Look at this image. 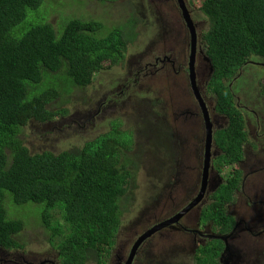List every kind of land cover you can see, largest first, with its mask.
Wrapping results in <instances>:
<instances>
[{
	"label": "trees",
	"instance_id": "obj_1",
	"mask_svg": "<svg viewBox=\"0 0 264 264\" xmlns=\"http://www.w3.org/2000/svg\"><path fill=\"white\" fill-rule=\"evenodd\" d=\"M189 1L206 17L204 51L212 69L208 89L217 97L216 110L230 119V126L216 133L224 153L218 158L221 166H216L222 182L214 194L222 231L227 232L234 218L223 203L237 200L243 176L239 163L251 139L226 81L251 59H264V0ZM42 3L0 0V248L19 253L28 246L17 239L24 222L9 215V199L15 205L39 204L46 226L52 220L65 226L55 217L59 213L66 230L53 226L52 238L65 231L57 246L61 264H107L121 225L120 200L128 190L130 171L137 169L128 156L131 134L111 122L110 131L56 154H31L20 135L30 120L44 124L69 113L62 106L50 108L63 97L55 77L44 83L50 74L63 71L62 82L85 87L101 70L125 60L137 33L126 35L115 26L104 35L101 22L82 18L69 19L60 30L49 22L16 30L27 10ZM260 85L264 91V79ZM235 162L239 168L225 175L224 167ZM221 250L212 241L196 250L190 264H222Z\"/></svg>",
	"mask_w": 264,
	"mask_h": 264
},
{
	"label": "rangeland",
	"instance_id": "obj_2",
	"mask_svg": "<svg viewBox=\"0 0 264 264\" xmlns=\"http://www.w3.org/2000/svg\"><path fill=\"white\" fill-rule=\"evenodd\" d=\"M142 1L143 0H43V3L37 9H28L25 19L16 26V30H19L21 27L30 24L34 25L49 22L56 28V30H60L69 19L82 18L94 19L101 22L103 28L100 31L104 35L115 26H121L126 35L131 33L136 35L137 33V36L133 38L132 45H129V48H126L125 60L123 62H118L110 69L101 70L98 73V76L96 75V78H93L91 83L85 87H78L71 85L70 83L62 82V76L64 75L63 71L50 74L49 77L45 79L44 83L51 80L50 77H55L59 82V97L63 96L50 108L53 110H56L58 106L67 108L69 113L64 117L69 116V118H57L49 125H39L35 122H30L32 121L30 120L24 125L25 129H23L20 135V139L24 142L26 147L29 148L31 154L43 150L56 154L60 151L80 147L84 141L95 137L100 131L105 132L110 130L112 127L111 122L117 124L120 129L127 134H131L133 141L131 148L133 149L128 152V156L134 159V165L143 166V168L140 167L138 171H135L134 187L131 190L129 200L120 202V210L122 211V221L129 226L132 233L140 232L143 229V219L151 214L150 212L146 213V211H148V204L158 197L161 192L162 194H165V191L166 195H168V190L175 193L171 183L172 180L173 182L175 180L177 181V177L180 176L182 180L186 182L190 178L194 179L196 176L198 160L195 161L189 159L187 154V149H190L189 143L191 144L194 142V135L189 139L188 134V144L185 147L181 146L180 140L175 136V134L184 132H190L193 134V131L197 132L196 127L194 124L173 126V121L165 124L161 123V121H157V118L159 117H156L157 111H154L153 109L156 101L164 95L169 97L170 94L173 93V90L176 94L170 98L171 101H173L174 97L180 92L185 101L187 93H191L192 86H194V89H196L197 92L202 91L201 93L203 94L211 95V91L206 85L205 78L200 84H192L189 80L187 69L183 66L180 67L176 65L170 67L168 78L170 81L177 80L178 85L173 86L164 83L160 85L159 81H155L151 85L152 87L158 88L159 85L161 87L168 85L169 89L167 91L157 90L136 96L135 100L132 98L133 102L131 103V106L118 107V104L126 100L124 99V96L128 94V97H131L133 95L131 90L134 85H146L150 82L147 79L140 78L142 75L124 74V69L133 57L129 52H135L140 48L141 52L138 56L145 60H149L151 63V61L154 60V51H157V44L160 42L162 43L160 44V48L163 46V42L161 41L165 34L157 33V29L159 30V21L158 18L151 16V14L155 13L158 15L155 10V5L163 10L162 7L168 6L170 0H151L152 3H150V5L154 6V8L149 9L150 11H147L148 8H146L148 0H145L143 6ZM171 4L172 2L170 5ZM143 12H145V14ZM163 14L166 17L167 11H164ZM134 19L137 20L136 23H133ZM192 19L194 23L198 25V29L202 31L206 30L205 26L201 23L204 16L198 10L192 11ZM186 56L187 49L186 46L183 45L179 52L181 61H185ZM120 64H123L122 67ZM138 66L139 64L135 66V69H137ZM245 69V77L246 80H248L247 84L250 88L252 86L253 92H258L261 87L258 83L264 79V59H253L251 64ZM196 72L197 71H195V75ZM118 73L124 75L117 76ZM106 77L116 81V83H113L116 84V89H112L115 91L113 93L114 95H119V92L123 89L127 91L117 103H115V101L111 102V105L117 106V108L114 107L113 109H108L107 105L109 103L102 104L104 101V95L103 90L100 88L103 83L100 80ZM127 77H131V79L122 82V80ZM226 83L229 84L232 91L231 95L234 98L235 96L242 97L244 95L243 91H239L236 95L233 94L238 88L236 75L228 79ZM126 86L128 87L124 88ZM145 114H150L152 122L144 120ZM89 116H91V122H89ZM163 125L168 126L172 133H174L171 135L175 136L177 147L185 156L182 168L180 163L177 168H172V165L170 164V150L166 149L165 146H159L160 137L158 134V126ZM222 126L223 128H228L230 126V120L228 123L223 121ZM150 127H152V129ZM91 132L94 133L91 134ZM247 157L246 161L249 159L257 161L259 154L258 152L247 153ZM218 162H220V159L218 158L215 162L212 161V165L215 169L216 166H221ZM235 167L239 168L237 165L224 167V174L227 175L229 170ZM179 170L180 172L178 174ZM251 175H253V173H251ZM255 177L258 176L255 175ZM144 178H147V180H143ZM175 184H177V182H175ZM166 185L168 189L165 190ZM182 186L183 184L181 183L177 184L178 189L184 191ZM245 187L248 188L249 185L247 184ZM253 190H256V187H253ZM142 202H144L143 205L145 206V209H143V207L137 209V206ZM231 205L232 204L229 206V210L233 217L234 209ZM259 205V203H252L242 198L241 206L237 210L239 213H247L254 211ZM6 207L10 216L19 217L24 222L23 229L17 235V239L24 240L25 245H28L23 253L29 256H37L39 259L49 257L48 259L57 260V262L61 264V256H59L57 246L64 239L65 231L62 232V234H64L62 237L61 235H58L52 238L53 226L57 227L59 232L62 231L61 227L66 230V223L60 218L61 216H59V213L57 212L58 215H55V217H57L59 222L65 226H60L55 220H52L51 225L46 226L39 213L40 209H42L39 204H29V206L15 205L7 199ZM137 212H140L143 216L139 215ZM174 212L175 211H170V214ZM188 213H182L179 217ZM53 215L54 214H52V216ZM133 216L137 217L128 220ZM232 230L233 227L230 229V233ZM179 240L180 239H178V243ZM254 242L255 244H259L260 248L256 251L252 264H264V235L260 239H256ZM167 245L170 246V243L150 246L148 247L147 252L141 249L138 253V258H140L139 260L143 263L141 262L139 264H162V262L163 264H166L168 260H176L172 264L191 263L193 258L190 259V255L185 257L174 247H172L173 249L169 253L165 254ZM13 255V252H10L5 255V258L10 259ZM107 257L106 263L112 264L109 255H107ZM90 264H96V262Z\"/></svg>",
	"mask_w": 264,
	"mask_h": 264
},
{
	"label": "flooded vegetation",
	"instance_id": "obj_3",
	"mask_svg": "<svg viewBox=\"0 0 264 264\" xmlns=\"http://www.w3.org/2000/svg\"><path fill=\"white\" fill-rule=\"evenodd\" d=\"M171 2L172 4L170 5ZM162 8L163 10L155 5V10L157 11L158 15L154 14L153 16L155 18H158L159 21V30L157 29V33L165 34L163 40L161 41L163 42V46L160 48V44L162 43L159 42L157 44V51H154V60H150V63L149 60H145L144 58L138 56V54L141 52L140 48H138V50H136L135 52H129L135 58L132 57L127 67L125 69L123 68L124 74L142 75L140 78L147 79L150 82L146 85H134L131 90L133 95L131 97H128V94L124 96V99L126 100L118 104L119 108L131 106V103L133 102L132 98H134L135 100L136 96L157 90L167 91L169 89L168 85H178L177 80L170 81L168 78L170 67L172 66L178 65L180 67L183 66L184 68H186L187 74L189 75V80L192 84H200L201 81L204 80V78L206 79L207 84L211 78L212 69L208 64V60L202 62V57L205 55L203 31L197 28L198 25L194 23L192 19V11L197 9L191 5L189 0H170L168 6ZM164 11H167L166 17L163 14ZM188 18L190 19V23H188L187 21ZM201 23L207 29L205 16L204 19L201 20ZM183 45H185L187 49V56L185 61H181L179 57V52ZM137 64H139V66L137 67V69H135V66ZM120 65L122 67L123 64ZM204 65H206V68L204 67ZM248 65L249 64H246L244 67H241V69L237 73L238 88L237 90H235V92H233L234 95H236V93H238L239 91H243L244 93L242 97L235 96V102L239 112L241 113L244 129L246 128L248 130L251 123H254L256 127V133L254 136H250L248 134L251 141L250 144L245 145V149L243 151L244 158L240 160L239 163L241 165V169L243 170L241 184L243 183L248 185H255L258 188L256 193H261L264 196V91L261 86V89L258 92H253L252 86L250 88V86L247 84L248 80H246L245 77V68ZM195 71H197L196 75ZM124 74L118 73L117 76H121ZM129 79H131V77L123 79L122 82ZM100 81L103 83L100 87L103 90L104 95V101L102 102V104L109 103L107 105L108 109H113L114 107L117 108V106L111 105V102L115 101V103H117L118 100L123 97V95H125L127 91L123 89L121 92H119V95H114L113 93L115 91L112 89H116V84H113L116 83V81L111 80L109 77L103 78ZM155 81H159L160 85L163 83L168 85L165 87H161L159 85L158 88L152 87L151 85ZM258 84L260 85V83ZM127 87L128 86L124 88ZM192 87L193 88L191 89V93H187V98L185 99V101L183 100L181 92L174 97L173 101H171L170 98H172L176 94V92L173 90V93H171L169 97H166L164 95L159 98L156 101L153 109L154 111H157L156 117H159L157 118V121H161V123L163 124L167 122L171 123V121H173V126L195 124L197 133L192 134L190 132H184L175 134V136L178 140H180L181 146L185 147L188 144V134L189 139L192 135H197V137L194 138V142L191 144L189 143L190 149H187L189 159L195 161L198 160V164L196 167V176L194 179L190 178L186 182H184V180H182L180 176L177 177V181L175 180L173 182L172 180L171 183L175 193L171 192L170 190L167 191L171 202L167 204L164 200V197H156L155 200L148 204V211H146V213L150 212L151 214L143 219V229L140 232L132 233L129 226L122 221L121 216V225L118 230L115 247L113 249L117 252L115 254L117 256V260L112 264H121L122 262V264H124V262L126 263L131 253L132 255L136 253L132 251V247L139 239L138 237L142 235L146 230L162 221L168 222V224L159 232L155 233L142 242L138 249V252L133 257L131 264L141 263L142 261H140V258H138L139 251L143 249L147 252L148 247L153 245L170 243V246H166L165 254L169 253L173 249L172 247H174L181 255H184L185 257H188L190 255V259H192L199 247H204L212 241H217V245H221L222 247L221 253L219 255V260L221 259V257H224L225 253L226 258L228 259V264H240L238 257H236V255L234 254L238 253L235 250V247L239 251V254L241 253V249L238 246L239 244H241L242 246H246L243 238V232L237 226H234L233 231L227 241L223 242L216 237L223 235L221 221L219 220V216L216 213V199L214 197V193L211 190L215 189L216 185L207 183L203 191L201 192V200L199 201L197 206L193 208L188 214L179 217L180 211L199 195V190L201 187L200 171L203 170V160L206 150V127L201 101L203 93H201L202 91L197 92L196 89H194V86ZM205 104L209 112L215 116V122L219 127H222L223 121L226 123L229 122L230 119L226 114L216 112L218 104L216 95L212 93L211 95H207ZM144 116L146 118H144L145 121L152 122L150 114H145ZM62 118L68 119L69 116ZM89 119V122H91V116H89ZM50 123H47V125H49ZM200 127L202 129L201 134L199 133ZM150 128L152 129V127ZM221 129L222 128H216V131L213 130L212 133V148L210 154L211 160L213 162H215L216 159L224 153L223 149L218 145L216 138L217 131ZM158 134L160 137L159 146H165L166 149L170 150V164L172 165V168H177L179 163L182 168V163L185 156L177 147L176 138L175 136H172L174 133H172L168 126L163 125L158 126ZM253 152H258V160L255 161L254 159H249L248 161H246L248 158L247 153ZM239 164L235 162L234 165L239 166ZM141 168H143V166ZM233 169L234 168H231L229 170V173ZM135 171H138V169L132 172L130 171L132 174L131 182H133V177H135ZM179 172L180 170L178 171V174ZM210 173H216V170L211 169ZM251 173H253V175H251ZM255 175H257L258 177H255ZM143 180H147V178H144ZM175 182H177V184H183L182 188H184V191L179 190ZM165 188H167V185L165 186ZM143 204L144 202L139 205L143 207V209H145V206ZM161 204L165 205V207L162 209L163 213L158 211ZM170 211L175 212L170 214ZM137 213L141 215L140 212ZM136 217L137 216H133L128 220H132ZM178 239H180L179 243ZM227 243L229 247L232 246L234 248L231 256L227 255L229 252ZM6 254H8L7 251H0V264H17L15 262H12L13 260H15V253H13V259H6ZM109 257V259H111L112 255L110 254ZM174 261L176 260H168L166 264H172ZM220 262L222 264H226L224 260H220ZM41 264L50 263L48 259H41Z\"/></svg>",
	"mask_w": 264,
	"mask_h": 264
},
{
	"label": "bare ground",
	"instance_id": "obj_4",
	"mask_svg": "<svg viewBox=\"0 0 264 264\" xmlns=\"http://www.w3.org/2000/svg\"><path fill=\"white\" fill-rule=\"evenodd\" d=\"M148 2L146 3V8H148L147 11H150L149 9L154 8V6L150 5V3H152L151 0H148ZM143 4H145V0H143L142 6H143ZM143 13L145 14V12H143ZM154 14L155 13H152L151 16H154ZM187 21H188V23H190L189 18L187 19ZM205 60H208L206 53L202 57V62H205ZM252 60L253 59H251L250 62L247 64H251ZM204 67L206 68V65H204ZM260 89H261V87L259 88V90ZM206 96H207V94H202V97H201L202 109H203V115H204L205 127H206V140H205L206 150H205L204 160H203V170L200 171L201 187L199 190V195L196 198H194L190 203H188L180 211V214L188 213L194 207L197 206V204L201 200V192L203 191V189L207 183H210L212 185H216L215 189H211L212 192L215 194L220 189L219 184L222 182V178L220 177L218 170L215 169L214 166L212 165L211 154H210V151L212 148L213 130L216 131V128H222V127H219L217 125V123L215 122V119H214L215 116L209 112V110L205 104ZM216 112H218V111L216 110ZM44 124H47V123H44ZM44 124H39V125H44ZM194 126H195V124H194ZM255 131H256L255 124L251 123V125L248 128V134L250 136H254L256 133ZM195 133H197V132L193 131V134H195ZM199 133L200 134L202 133L201 127L199 130ZM195 137H197V135H194V138ZM131 166L137 168L138 170L141 167V166L134 165V163ZM129 167H128V169H129ZM137 169H135V170H137ZM211 169H215L216 173H210ZM132 171H134V170H131V172ZM131 181H132V177L130 178V184H129L127 192L121 197V200H120L121 202L129 200L131 190L134 187L133 183L135 181V177H133V182H131ZM245 186H247V184H243V183L241 184V188H240L239 192L237 193V200L234 203H231L232 204L231 207L234 209V215H233L234 225H233V227L237 226L243 232V238H244V242L246 244V246H242L241 244L238 245L239 248L241 249L240 254H239V251L237 250V248L235 247V250L238 253L234 254V255H236V257H238L240 264H252V260L255 257V253L260 248V245L255 244L254 241L256 239H260L264 235V232H263L264 231V196L261 193H256L258 188L255 185H249L248 188H246ZM253 187H256V190H253ZM166 189H168V187L165 188V190ZM180 190H182V189H180ZM164 193L165 194H162V192H161L158 197H164L165 202L168 204L171 202V199L169 198L168 195H166L165 191H164ZM242 198L245 199L246 201H250L252 203H259L260 205L257 208H255L254 211L247 212V213H239V211L237 209L240 208V206H241V199ZM223 205H224L223 207L226 208V213H227V203H223ZM164 207H165V205L161 204L158 211L163 213L162 209ZM218 209H219V206L217 207V210ZM167 224H168V222L162 221V222L154 225L153 227L149 228L148 230H146L139 237V239L136 241V243L133 245L132 251L137 253L140 245L142 244V242L144 240L151 237L153 234L159 232ZM231 233H230V230L227 232L223 231V235L216 236V237L218 239L222 240L223 242H225L228 240ZM62 236H63V234H61V237ZM114 247H115V245H114ZM114 247H113V249H114ZM227 247L229 248V252L227 255L231 256L232 251H234V248L232 246L229 247L228 243H227ZM113 249L110 252V254L112 255V257H111L112 263L117 260L116 259L117 256L115 255L117 252H116V250H113ZM0 251H6V250L0 248ZM226 252H227V250H226ZM13 253H15V257H14L15 260H13L12 262H15L17 264H41V259H39L37 256H29V255L23 253V251L19 252V253L18 252H13ZM135 254L132 255V253H131L130 257L128 258V261L126 263L124 262V264H131V261H132ZM10 259H13V256ZM42 259H48V258H42ZM48 260H49L50 264H59L57 262V260L56 261L53 259H48ZM220 260L221 261L224 260V262L226 264H228V259L226 258L225 253H224V257H221Z\"/></svg>",
	"mask_w": 264,
	"mask_h": 264
},
{
	"label": "clouds",
	"instance_id": "obj_5",
	"mask_svg": "<svg viewBox=\"0 0 264 264\" xmlns=\"http://www.w3.org/2000/svg\"><path fill=\"white\" fill-rule=\"evenodd\" d=\"M236 76H237V74H236ZM234 103H235V106L237 107V105H236V102H235V98H234ZM238 108V107H237ZM222 129H225V128H222ZM230 204L231 203H229L228 205H227V213L229 214V212H231L230 210H229V206H230ZM230 216H232V215H230Z\"/></svg>",
	"mask_w": 264,
	"mask_h": 264
},
{
	"label": "water",
	"instance_id": "obj_6",
	"mask_svg": "<svg viewBox=\"0 0 264 264\" xmlns=\"http://www.w3.org/2000/svg\"><path fill=\"white\" fill-rule=\"evenodd\" d=\"M222 128H223V126H222ZM229 214L231 215V212H229Z\"/></svg>",
	"mask_w": 264,
	"mask_h": 264
}]
</instances>
